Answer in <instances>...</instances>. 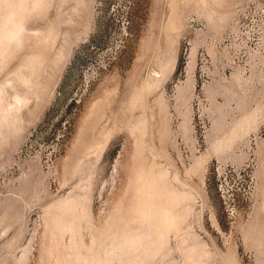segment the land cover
<instances>
[{
  "label": "rangeland",
  "instance_id": "rangeland-1",
  "mask_svg": "<svg viewBox=\"0 0 264 264\" xmlns=\"http://www.w3.org/2000/svg\"><path fill=\"white\" fill-rule=\"evenodd\" d=\"M0 264H264V0H0Z\"/></svg>",
  "mask_w": 264,
  "mask_h": 264
}]
</instances>
